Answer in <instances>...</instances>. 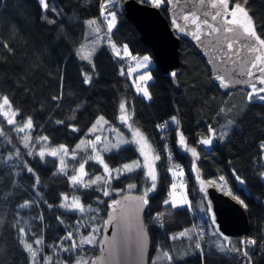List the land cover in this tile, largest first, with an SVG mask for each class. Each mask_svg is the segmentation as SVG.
<instances>
[{
    "label": "trees",
    "instance_id": "obj_1",
    "mask_svg": "<svg viewBox=\"0 0 264 264\" xmlns=\"http://www.w3.org/2000/svg\"><path fill=\"white\" fill-rule=\"evenodd\" d=\"M122 1L106 5V0H47L48 9L44 10L39 0H0V96L8 98L11 108L18 113L17 121L32 119L33 126L28 131L32 140L43 136L50 144L68 149L78 143L98 116L120 129L119 106L125 102L131 124L160 157L155 164L157 187L149 192L144 211L150 243L149 264L155 252L170 249L171 235L193 225L202 227L203 231L195 235L191 229L192 253L166 260V264H264V152L260 148L264 142V102L248 100L227 136L223 140L218 138L208 150L203 149L198 141L209 130L218 136L227 116L223 113L226 94L220 93L211 82L204 59L184 39L179 41V65L174 70L162 73L152 61L149 67L152 80L147 83L151 99L145 100L136 92L123 61V58L133 59L117 57L112 52L106 16L102 15L104 11L116 12V27L110 35L111 42L121 52L122 46L127 45L134 57L147 54L151 58L137 30L124 17ZM239 2L257 25V34L264 39L260 27L264 24V0ZM160 11L167 16L166 5ZM89 21L95 24L89 25ZM97 37L101 42L91 63L79 60L78 47ZM171 72L176 73L175 77ZM85 74L92 77L88 84L84 83ZM236 90L246 97V87ZM173 117L179 122L177 126L172 123ZM166 122L161 132L157 126ZM177 128L187 146L196 148L195 166L199 175L203 179L223 177L231 196L247 205L244 207L249 221L247 234L226 236L216 229L195 181L194 157L178 144ZM29 152L20 136L0 118V264H30V253L21 241L32 244L35 251L40 249L39 258L48 257L47 261L51 262L55 254L65 264H75L80 248L72 250V239H66L68 232L74 236V227L79 229L80 242L82 236L96 234L92 236V244L79 243L84 257L91 258L96 252V237L101 232L107 206L115 201L117 194L102 196L93 185L80 189V198L84 205L94 209V217L79 219L75 212L60 208L62 194L70 191V185L67 176L57 171L56 159L49 156L41 159L32 152L28 155ZM103 158L114 167L138 158V153L135 146L126 145L104 153ZM173 164L180 166L188 198L202 199L201 212L193 205V210L201 213L200 224L197 214L186 206L172 208L164 203L170 193L173 170L169 169ZM28 168L32 171H27ZM85 170L89 176L101 172L100 165L94 161H88ZM150 183L139 168L113 178L111 187L120 189L118 194L143 195ZM129 185L135 187L126 190ZM26 202L27 207H20ZM158 218L162 219V226L156 224ZM208 224L214 227L212 243L206 239ZM21 228L27 235L20 232ZM201 234L204 239L199 241ZM245 236L256 244L242 245L240 241ZM196 243L201 245L202 252L195 248ZM50 246L57 251H51ZM231 248L247 249L248 256ZM40 263H43L41 259Z\"/></svg>",
    "mask_w": 264,
    "mask_h": 264
},
{
    "label": "water",
    "instance_id": "obj_2",
    "mask_svg": "<svg viewBox=\"0 0 264 264\" xmlns=\"http://www.w3.org/2000/svg\"><path fill=\"white\" fill-rule=\"evenodd\" d=\"M165 5L167 16L161 13L160 8L140 0H123L121 3L124 17L135 27L140 41L149 49L154 65L162 73H168L179 65V41L184 39L204 59L210 80L220 93L227 94L250 84L260 85L258 77L264 76L259 69L264 61V47L247 36L238 25L227 24L222 18L225 10L219 0H166ZM217 12L221 15L213 20ZM193 19H196V24L192 23ZM176 24L185 30L179 31ZM216 27L218 32L214 31ZM228 27L234 30L227 32L225 29ZM229 44L232 45L231 50ZM251 63L256 67L251 66L252 75H249ZM220 76L229 87L221 86ZM205 194L211 202V212L215 214L216 227L221 234H247L249 221L239 201L213 185L206 187ZM141 196L138 193H120L115 199L120 204L113 205V201L108 204L96 241V252L87 264H149L150 243L144 223L146 206L138 199ZM110 217L111 223H108Z\"/></svg>",
    "mask_w": 264,
    "mask_h": 264
},
{
    "label": "rangeland",
    "instance_id": "obj_3",
    "mask_svg": "<svg viewBox=\"0 0 264 264\" xmlns=\"http://www.w3.org/2000/svg\"><path fill=\"white\" fill-rule=\"evenodd\" d=\"M115 0H106V5H109L111 4L112 2H114ZM105 5V3H104ZM230 9V8H229ZM102 10H104V8H102ZM228 13L225 11V15H227ZM108 16H106L107 18ZM111 17L109 16L108 17V20L110 19ZM229 19H231V17L229 16ZM106 20V25H107V21ZM101 42V39L99 37L97 38H94V39H90L88 43H84L83 45L79 46L78 49L76 50V56L79 60H83V61H86V62H89V60H86V59H81L80 58V55H78V52L79 50L81 49V47L83 46L85 48V52H89L92 50V48L94 47L95 48V51L97 50V48L99 47V44ZM109 46H110V49L112 50V52L115 54V49H113L111 47V43H109ZM123 48V46H122ZM94 51V53H95ZM93 53V54H94ZM123 53V51H122ZM93 54L91 55V58L92 59V56ZM147 54H144V55H140V56H137L138 60L135 61V60H132L131 63L130 61H128V68H127V72H128V75L130 77V80L132 82V85L134 87V89L136 90V85L137 84H140L141 86H143L144 82L140 81L138 79V77L143 74L144 72L146 71H150L149 68L148 69H137L136 68V65L139 63V60L140 58H142L143 56H145ZM134 57V55H131ZM148 56V55H147ZM131 58V57H130ZM152 65V59L150 58V65L149 67ZM149 81H147L146 83H148ZM252 85V84H251ZM251 85H247L246 86V97L243 96L239 90H233L229 93L226 94V100H227V106H223V113H224V116H226L220 126V132L217 136V134L215 135V137H212L211 136V131L212 130H209L208 133L202 137L201 139H206V138H211L214 141L221 139L223 140L227 134L230 132V130L233 128V126H235V122L237 120V118L242 114L243 110L245 109V106H246V103L248 101V95L249 93L251 92ZM257 88H259L260 86L259 85H256ZM149 91V90H148ZM137 92V90H136ZM145 100H149L147 98H145L142 93L138 92ZM262 95H264V93H261ZM255 99V97L253 98ZM0 103H2V97L0 96ZM12 111H14L12 108L9 109L8 106H5L3 110H0V118L2 120L5 121V123L9 126L12 127V130L18 134L20 136V139H21V142H22V145L25 146V139L28 138V148L30 150V152L38 155L39 151L41 149L45 150V156H49V157H53L54 159H56V162H57V171L60 172V173H63L65 174V172L67 174H65L68 178V181H69V185H70V191L67 192V193H63L62 194V198L60 200V208L61 210L63 211H67V212H75L79 219H80V216L83 217V218H87V217H94L93 215V211L94 209L93 208H89L88 206L84 205L81 198H80V194H79V190L80 189H84L83 187H74L73 186V183L72 181L69 179V177H71L72 175H76L77 172L75 171V169H78L79 168V164L83 161L84 158L88 157L89 155H95L93 152H92V149L88 146V142L89 141H93L95 139L96 136H99L100 137V142L98 143L97 145V152H99V154L102 156L103 158V154L104 153H107V152H110V151H114V150H117L123 146H126V145H133L135 146V148L137 149V153H138V158H135V159H132L130 161H127V162H124L118 166H110L108 165L104 158V162L108 165V167L110 169H117V168H122V166L124 164H134V162H139L141 165H144L145 164V159H144V155L142 154L141 152V147H143L144 149V152H146L148 154V161L149 162H153V157L156 155L154 153V151L152 150L149 142L147 141V139L145 138V136L142 134V137L143 139H141L140 137H136L133 135V133L137 130L136 128H134V126L131 124L130 120L128 119L126 122H121V116H119L118 118V122L120 123L121 125V128H117L116 126H113L109 123H105V119L103 118V121H101L99 124H96V121L98 120L99 117H102V116H98L95 121L88 127V129L86 130L85 132V135L82 136L80 138V140L78 141V143L68 149V153L67 154H63V153H60L58 154L57 156H51L49 155L48 153L52 150V149H59L60 148V145H52L49 143L48 139L47 141H41V137L43 136H39L37 138H34L33 140L31 139V136H30V133H28L29 129H26L24 132H19L17 131V128L18 127H22L23 124L26 122V120H23V121H17L16 120V116L14 117L16 123L15 124H8L7 123V120L8 118L10 117H5L3 115V112H9L11 113ZM176 122V119L174 121H172V123L174 125L177 126V123L175 124ZM96 125V128L95 130L93 131V125ZM129 125H131L129 127ZM219 129V128H218ZM181 131L179 128L176 129V135H177V142H178V138H179V135H180ZM200 139V140H201ZM136 140H141V143L138 145L137 143H135ZM81 141H84V143L82 144ZM199 142V141H198ZM179 144V143H178ZM200 146H202V148L204 147V145H201L200 143H198ZM213 144V143H212ZM80 146L79 148H77V146ZM211 146V145H210ZM210 146H207L208 148H210ZM181 149L184 150L183 146H180ZM107 149V150H105ZM76 152V159H72V153L73 152ZM39 156V155H38ZM61 156H63V159H64V163L66 165L65 167V170L64 172H62L60 169H61V164H60V160H61ZM194 159V172H195V181H196V184H197V187H198V190L201 192V194L203 195L204 199H205V202L206 204L208 205V199L206 197V194H205V189L207 186L209 185H213L215 186L218 190H220L221 192H224V193H227L228 194V188L223 181H221L219 178L221 176H218V177H212V178H209V179H203L200 175H199V172H197V168L195 166V160H196V157L193 158ZM89 161H94L96 162L95 160H89ZM157 163V160L154 161V166L155 164ZM99 164V163H98ZM100 165V169H101V172L99 174H92L89 176L88 172L86 171L87 175L83 177V180L84 182H88L92 179H95L96 177H101L102 179L97 183V184H94L93 186H95L97 188V190L100 192V194L102 196H105L103 193L104 191H108L109 192V195L105 196V197H109L111 195H118V193L121 191L120 189L118 188H112L111 187V182H112V179L110 180V184H105L104 183V180L108 178V173H106L104 171V168H103V165L102 164H99ZM139 169V168H137ZM136 169V170H137ZM143 170V173L145 175V169L141 168ZM155 170H156V167H155ZM173 172H180V169H178V167L174 168L173 169ZM127 173V172H125ZM124 174V173H123ZM113 177L116 175L115 172L112 173ZM175 178H176V181L172 184H176V189L173 190L171 188V185L170 184V193L168 194V197L166 200H171L173 197L179 202L181 201L182 199H187L190 204L188 206H186L188 208V210L194 214H197V223L200 224L201 222L199 220L200 219V214L199 213H196L194 210H193V205L194 207L198 210V211H202V199L201 198H198V199H195L194 201H191L188 196H187V190H186V186L182 180V175H173ZM146 177V175H145ZM211 181H216V183H210ZM203 182V183H202ZM132 188H127L126 190H130ZM67 196L68 197V201L67 203H71L72 199L75 197V198H78V200L83 204L84 206V211L83 212H80L79 210H69L68 208H65V207H61L62 204L66 203L65 200H64V197ZM208 212L209 214L211 215L212 217V212H211V209L209 210V206H208ZM199 219V220H198ZM216 227V226H215ZM92 228H95L96 227L93 225ZM214 227H212L210 224H208L205 229H206V233H207V241L208 243H212L214 241ZM191 229H192V232L193 231V226L191 227H188L186 229H183V230H180L178 232H176L175 234L171 235L170 238H171V242H170V249L168 251H165V252H161V251H157L154 253L153 255V258H152V262L151 264H166V260H168L164 253H168L172 256V259H178V258H182V257H185L189 254H191V240L189 239V236L192 234L191 233ZM217 229V228H216ZM74 230V236L75 239H76V244H77V247L76 248H72V250H76L78 248H80V254L75 258V264H84L86 262V264L88 263V259H86L84 257V253H83V250H81V245L83 244H79L80 243V238L78 236H80V233L78 232V228L77 227H74L73 228ZM182 232H186L187 235L185 236H181L180 234ZM70 233V232H68ZM200 234V233H199ZM93 235H96L95 233L94 234H88L86 236H82L83 238L85 237H88V236H93ZM99 235V234H98ZM74 236L72 235V241H71V245H72V242H73V239H74ZM174 237V238H173ZM82 238V239H83ZM98 238V236L96 237V239ZM223 238V237H222ZM177 239V240H176ZM204 237L203 235L201 234L199 237H198V240H203ZM244 241H247V239L245 238ZM247 244H245L246 246ZM50 250L51 251H57L55 248H53L52 246H50ZM51 251H49L51 253ZM42 251L39 249L36 251V256L35 258L32 257V254L30 253V264H65L62 260L61 257L59 256H55V254H53V257H52V261H47V259H49L48 257H42V258H39L40 257V253ZM40 259L43 261V263H40Z\"/></svg>",
    "mask_w": 264,
    "mask_h": 264
},
{
    "label": "snow or ice",
    "instance_id": "obj_4",
    "mask_svg": "<svg viewBox=\"0 0 264 264\" xmlns=\"http://www.w3.org/2000/svg\"><path fill=\"white\" fill-rule=\"evenodd\" d=\"M143 2L144 3H150L151 6L156 7V8H160L162 5H164L166 3V0H143ZM219 2L221 4V6L224 8V10L228 13L227 15L222 17L224 20L227 21V24H229V25H233V24L238 25L247 36L253 38L255 41H258L259 44L264 45V39H262L261 36L258 35L257 32H256L257 25L253 22L252 18L249 16V14L245 10V8L241 6V3L239 2V0H232V6H231L230 9H229V0H219ZM243 2L247 3V0H243ZM39 3L42 5L44 10L48 9L47 0H39ZM212 7L215 8L216 5L213 4ZM107 15L111 17L107 21V32L109 34L108 35V39H109V41L111 43V47L113 49H115V55L117 57H122V56L123 57H131V59L136 60L137 57L131 56V53L129 52V50L127 48V45H123V53H122L121 50L116 47L115 43L111 42V35L110 34L112 32V29L116 27V16H117V14H116L115 11H111V12H108ZM218 15H221V13L217 12L216 15H214L212 17V19L215 20L216 16H218ZM229 16L231 17V19H229ZM187 19H188V17L185 16V20H187ZM196 22H197L196 19H193L192 23L196 24ZM88 23H89V25H93V24H95V21H89ZM204 23L207 24L208 22L204 21ZM175 26L181 32H183L185 30L184 28L180 27L179 24H176ZM260 27H261V30L264 31V24H261ZM95 30L99 31L98 28L95 29ZM198 30H199V28H197V31ZM225 30L227 32H232L234 29L232 27H228ZM214 31L218 32L219 28L218 27L214 28ZM193 34L195 35V33H193ZM209 34H211V33H209ZM196 38L199 39L200 37L197 36ZM228 48H229V50H231L232 49V45L229 44ZM94 51H95V48L93 47L91 51L85 52V48L82 46L81 49L78 52V55H80L81 59L89 60V63H91V59L90 58H91V55L94 53ZM149 65H150V57L145 55L142 58H140L139 63L136 65V68L137 69H148ZM93 67H94V65H93ZM252 67H256V65L253 64ZM260 71L264 72V68L260 69ZM123 74L124 73L122 71L121 75H123ZM170 75L172 77H175L176 73L175 72H171ZM249 75H252V73L249 72ZM91 79H92L91 76H87L85 74L84 83L85 84L90 83ZM138 79L140 81L144 82V84H143V86H141L140 84L136 85L137 92L142 93V95L145 98L150 100L151 99V94L148 91V86H147L146 82L152 80L151 72L150 71L144 72L143 74H141L138 77ZM218 79L221 81V86L222 87H224V88L229 87V84L224 82V77L223 76L218 77ZM258 80H259L260 85H262V86L257 88V86L255 84L251 85V92L248 95V100L250 102L253 100L254 97H255L256 100H258L260 102H264V95L261 94V93H264V76L258 77ZM53 99H57V98L53 97ZM5 106H8L9 109L11 108L10 101L8 100V98L6 96L2 97V103H0V110H3ZM119 107H120V112H121V122H126L129 119V117L126 115V107H127L126 103L125 102H121ZM17 114L18 113L15 112V111H12L11 113L3 112V115L5 117H10L7 120L8 124H15L16 123L14 117ZM174 120H175V118L173 117V121ZM101 121H103V117H99L98 120L96 121V124H99ZM57 123H62V122L61 121H57ZM105 123H106V121H105ZM167 123L168 122H166L165 125H158L157 126L158 129L161 132H163L165 130V128H166ZM176 123L178 124L179 122L176 121ZM32 126H33L32 125V119L29 117V118H27L26 122L23 124L22 127H18L17 128V131L24 132L26 129H31ZM130 126L131 125H129V127ZM95 128H96V125L94 124L92 130L94 131ZM133 135L143 139L142 134L139 132L138 129L133 133ZM215 135H216L215 131L212 130L211 131V136L215 137ZM41 141H47V137H41ZM99 142H100V137L99 136H96L93 141H89L88 142V146L92 149V152L95 155H89L88 157L84 158L83 161L79 164V168L75 169L77 174L76 175H72L71 177H69V179L73 183V186L74 187L79 186V187H83V188H89L92 185L97 184L102 179L101 177H96L95 179H92V180L88 181L87 183L84 182L83 177L87 175V173L85 171V164L89 160H95L97 163L103 165L104 171L109 174L108 178L104 180L105 184H110V180L112 178L118 179L119 176L122 175L125 172L132 173V172H135L137 168H143V169H145V175H146L147 180H150L151 183H150V186L145 189L143 195L141 197H139L138 199L142 202V205L146 206L148 204V194H149V192L154 191L156 189V187H157V183L156 182H157V179H158V175H157V172L155 170L154 161L160 159L159 155H155L153 157V162H149L148 161V154L146 152H144L143 147H141V152L144 155V159H145V164L144 165H141L137 161V162H134V164H124L122 166V168L110 169L108 167V165L104 162V160H103L102 156L99 154V152H97V145H98ZM81 143L83 144L84 141H81ZM135 143H137L139 145L141 143V140H136ZM178 143H179L180 146H183L184 150H186L188 152H191L193 157H196L198 155L197 151H196V148H189L187 146L185 137L183 136L182 132L179 135ZM199 143L201 145H204V146H210V145H212L213 140L211 138L201 139L199 141ZM25 147H28V138L25 139ZM79 147L80 146L78 145L77 148H79ZM260 148H261V151L264 152V142L261 143ZM105 150H107V149H105ZM60 153L67 154L68 153L67 148L65 146L61 145L59 149H52L48 154L55 157V156H57ZM17 155H19V152H17ZM28 155H32V153L29 152ZM38 155H39V157L41 159H43L45 157V150L41 149L39 151ZM8 159L11 160L12 157L10 156V157H8ZM72 159H76V152L75 151L72 153ZM60 164H61V169L60 170L62 172H64L66 165L64 163L63 156H61ZM27 171L31 172L32 169L28 168ZM169 171H172V169H169ZM113 172L116 173V175L114 177L112 175ZM65 174H67V173L65 172ZM172 174L173 175H183L182 171L173 172ZM262 178H264V174H262ZM219 179L221 181H223L224 178L220 177ZM237 179H239V178L237 177ZM210 183H216V181H211ZM128 187L129 188H134L135 185H129ZM176 187H177L176 184H172L171 185V188L173 190H175ZM103 194L105 196H107V195H109V192L105 190ZM228 195H232V193L228 192ZM233 198L237 199V197H233ZM64 200H65L66 203L62 204L61 207L68 208L69 210H79L80 212L84 211V206L78 200V198L74 197L72 199L71 203H67V201H68V197L67 196L64 197ZM239 202L245 208L247 207V205L244 204L243 200H240ZM164 203L166 205L170 204L172 208L188 206L190 204V202L187 199H182L181 201L178 202L174 197L171 200H166ZM118 204H120V201H118V200L113 201V205H118ZM27 206H28V204L26 202L24 205H21L20 207H27ZM208 206H209V210H210L211 209V202L210 201H208ZM211 219H212V221L214 223L215 222V214L214 213H213ZM0 222H2V221H0ZM108 223H111V217H110ZM20 232L22 234H24V235H27L26 233H24V229H22V228L20 229ZM180 235L181 236H185V235H187V233L186 232H182ZM66 239H72V233H68L67 236H66ZM225 239H227V238L225 237ZM21 242L24 244L25 249L32 254V257L35 258L37 253L33 249V245L30 244V243H27L25 241H21ZM35 242L37 244L40 243L39 240H37ZM80 243L81 244H83V243L92 244L93 243V239H92L91 236H88V237L83 238ZM240 243L242 245H245V244H247V245H255L256 241L255 240H247V241L242 240V241H240ZM71 247L72 248H76L77 247V244H76V242L74 240L72 242ZM195 248L196 249H200L201 252L203 251V249L201 248V245L199 243L195 244ZM220 250L221 251H225V248L221 247ZM229 250H231V251H241L242 250L243 251V255L245 257L248 256L247 249L231 248ZM64 251L67 252L68 249H64ZM164 255H165V257L168 260H172V256L170 254L164 253Z\"/></svg>",
    "mask_w": 264,
    "mask_h": 264
},
{
    "label": "built area",
    "instance_id": "obj_5",
    "mask_svg": "<svg viewBox=\"0 0 264 264\" xmlns=\"http://www.w3.org/2000/svg\"><path fill=\"white\" fill-rule=\"evenodd\" d=\"M107 13H108V11H104L103 13H102V15H103V17L104 16H108L107 15ZM123 61L125 62V64L128 66V61H130V59L129 58H123ZM131 62V61H130ZM160 125H163V123L162 124H160ZM200 141V140H199ZM204 148L205 149H207L208 147L207 146H204ZM176 167H178V169H180V166L179 165H172V170L174 169V168H176ZM176 181V178L173 176L172 177V179H171V183H174ZM170 192V191H169ZM162 219L161 218H158L157 219V222H156V224L158 225V226H162ZM193 230H194V234L195 235H198L199 233H201L202 231H203V228H201V227H196V226H194V228H193ZM247 239V240H253L251 237H248V236H246V237H244V239ZM243 239V240H244Z\"/></svg>",
    "mask_w": 264,
    "mask_h": 264
},
{
    "label": "flooded vegetation",
    "instance_id": "obj_6",
    "mask_svg": "<svg viewBox=\"0 0 264 264\" xmlns=\"http://www.w3.org/2000/svg\"><path fill=\"white\" fill-rule=\"evenodd\" d=\"M165 5V4H164ZM224 14H225V12H224ZM224 16V15H223ZM254 63V62H253ZM253 64L251 63L250 64V66H249V70H248V74H249V72H251L250 71V68H251V66H252ZM262 68H264V61H263V63H262V65H261V67L259 68V69H262ZM252 73V72H251ZM228 83H230V82H232V81H227ZM251 85V84H250ZM255 85H258V84H255ZM260 86V85H259ZM244 87H246V86H244ZM261 87V86H260Z\"/></svg>",
    "mask_w": 264,
    "mask_h": 264
},
{
    "label": "crops",
    "instance_id": "obj_7",
    "mask_svg": "<svg viewBox=\"0 0 264 264\" xmlns=\"http://www.w3.org/2000/svg\"><path fill=\"white\" fill-rule=\"evenodd\" d=\"M105 9V8H104ZM109 17V16H108ZM108 17L106 18V20H108ZM106 20H105V23H106ZM106 28H107V25H106ZM138 59H136L135 61H137Z\"/></svg>",
    "mask_w": 264,
    "mask_h": 264
}]
</instances>
